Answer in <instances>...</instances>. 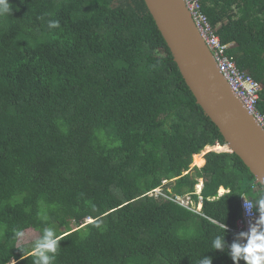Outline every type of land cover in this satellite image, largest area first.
Masks as SVG:
<instances>
[{"label": "trees", "instance_id": "16d2710c", "mask_svg": "<svg viewBox=\"0 0 264 264\" xmlns=\"http://www.w3.org/2000/svg\"><path fill=\"white\" fill-rule=\"evenodd\" d=\"M199 2L220 39L236 43L237 66L261 83L264 116V0ZM9 3L0 15V264H33L34 242H13V230L45 227L59 238L55 264H196L203 254L232 264L210 252L211 240L227 224L231 242L241 195L264 187L235 152L207 151L191 167L225 140L144 0ZM198 178L199 212L176 200L197 203Z\"/></svg>", "mask_w": 264, "mask_h": 264}, {"label": "water", "instance_id": "95a60500", "mask_svg": "<svg viewBox=\"0 0 264 264\" xmlns=\"http://www.w3.org/2000/svg\"><path fill=\"white\" fill-rule=\"evenodd\" d=\"M196 102L264 186V130L246 111L200 37L184 0H144Z\"/></svg>", "mask_w": 264, "mask_h": 264}, {"label": "clouds", "instance_id": "9594fccd", "mask_svg": "<svg viewBox=\"0 0 264 264\" xmlns=\"http://www.w3.org/2000/svg\"><path fill=\"white\" fill-rule=\"evenodd\" d=\"M11 12L12 9L10 8L9 0H0V15L10 14ZM58 26V21L50 20L48 22L49 28H56ZM231 42L234 43L232 47L233 49L236 46V43L234 41ZM217 144L222 146L225 145L228 148L225 151L233 152L226 143L219 144L218 142L214 145L205 146L202 151L206 147L210 148L207 151H219V149H213V146ZM202 183V178H198V183L195 184L194 193L198 194L197 203H194L189 194L177 196L179 199H185L186 195H188L193 204V210L197 212H199L201 208V199L199 196ZM246 197L248 196L242 194L240 198V207L247 222L246 230L233 231L231 242H229L226 239L229 228L227 224H225L223 230L226 235L217 234L212 238L210 245L212 251L210 252L218 251L226 254L231 259L232 264H240V261H244V264H264V190L259 191L255 198ZM178 203L181 204L179 201ZM192 204H190V208ZM24 235L25 234L22 230L14 229L12 236L13 242L21 241L24 238ZM59 248V238L57 237L55 230L52 227L43 228L42 235L39 239L35 240L32 245V253L34 257L33 264H55ZM196 264H214V257L212 255L203 254L198 258Z\"/></svg>", "mask_w": 264, "mask_h": 264}, {"label": "built area", "instance_id": "2783aa9c", "mask_svg": "<svg viewBox=\"0 0 264 264\" xmlns=\"http://www.w3.org/2000/svg\"><path fill=\"white\" fill-rule=\"evenodd\" d=\"M184 2L200 37L211 51L219 71L227 80L231 90L239 99L246 111L254 117L264 130V116L256 107L261 83L237 66L233 55L229 52L234 43L231 41L223 42L220 39L216 30L208 21L206 14L201 10L199 0H184ZM153 192L155 194H162V189L155 188L153 189ZM199 198L201 199V196H199ZM176 200L188 208H190V204H192L188 195H186L185 199H179L176 197ZM191 208H194L193 204L191 205ZM246 228L247 222L241 209V216L235 221L234 230H246Z\"/></svg>", "mask_w": 264, "mask_h": 264}, {"label": "rangeland", "instance_id": "374dc122", "mask_svg": "<svg viewBox=\"0 0 264 264\" xmlns=\"http://www.w3.org/2000/svg\"><path fill=\"white\" fill-rule=\"evenodd\" d=\"M215 146H220L219 151H225L226 149H228V148H226L225 145L224 146L215 145ZM200 155H202L201 152H200ZM200 155H197V154L194 155V158H193L194 162L198 161V159L200 158ZM196 156L198 157L197 159H196ZM90 220H91L90 218L86 219V221H90ZM71 226L73 227L74 225L72 224ZM60 229L64 230V227H61ZM23 232L25 234L24 238L21 241H18V243H33V242H35V240L39 239V237L41 235V233L38 230L31 229V228L26 229Z\"/></svg>", "mask_w": 264, "mask_h": 264}, {"label": "crops", "instance_id": "0c3cea01", "mask_svg": "<svg viewBox=\"0 0 264 264\" xmlns=\"http://www.w3.org/2000/svg\"><path fill=\"white\" fill-rule=\"evenodd\" d=\"M227 148V147H226ZM208 149H210L209 147H206L203 151H201V153H202V163H200V164H196L197 163V161L196 162H194V160L192 159V165H191V167H193V166H197V167H200L203 163H204V161H205V159H204V156H203V153H205ZM195 155V154H194ZM193 155V156H194ZM201 156V155H200ZM194 158V157H193ZM226 190L223 188V186H221V187H219V189H218V195H221L223 192H225Z\"/></svg>", "mask_w": 264, "mask_h": 264}, {"label": "bare ground", "instance_id": "6f19581e", "mask_svg": "<svg viewBox=\"0 0 264 264\" xmlns=\"http://www.w3.org/2000/svg\"><path fill=\"white\" fill-rule=\"evenodd\" d=\"M218 145V144H217ZM213 148L214 149H220V146H213ZM197 155H200V154H197ZM198 157L196 156V159H197Z\"/></svg>", "mask_w": 264, "mask_h": 264}]
</instances>
